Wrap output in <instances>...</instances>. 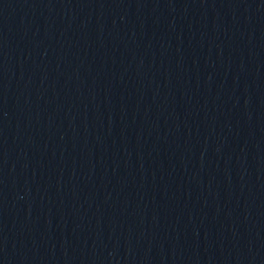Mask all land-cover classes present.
I'll return each instance as SVG.
<instances>
[{"label": "water", "instance_id": "obj_1", "mask_svg": "<svg viewBox=\"0 0 264 264\" xmlns=\"http://www.w3.org/2000/svg\"><path fill=\"white\" fill-rule=\"evenodd\" d=\"M0 264H264V0H0Z\"/></svg>", "mask_w": 264, "mask_h": 264}]
</instances>
